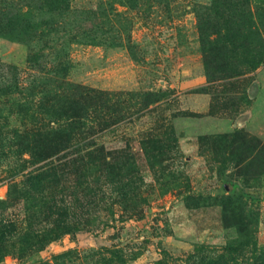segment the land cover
Wrapping results in <instances>:
<instances>
[{"label":"rangeland","instance_id":"374dc122","mask_svg":"<svg viewBox=\"0 0 264 264\" xmlns=\"http://www.w3.org/2000/svg\"><path fill=\"white\" fill-rule=\"evenodd\" d=\"M214 1L72 0V27L98 44L44 48L45 41L0 36V109L13 127L50 124L41 99L69 95L65 81L106 91L93 135L117 162L137 168L132 180L118 168L65 178L55 189L86 209L88 228L37 253L18 235L0 264H21L14 253L27 255V264H118L107 248L127 264H264V0H251L253 22L243 17L239 33L227 30L236 21L229 10L198 16ZM234 1L223 0L225 9ZM5 7L16 12L19 4L0 0ZM32 53L40 59L31 62ZM153 135L163 154L145 143ZM5 166L0 160L1 201L11 183ZM25 214L23 202H11L1 217L24 232Z\"/></svg>","mask_w":264,"mask_h":264},{"label":"trees","instance_id":"16d2710c","mask_svg":"<svg viewBox=\"0 0 264 264\" xmlns=\"http://www.w3.org/2000/svg\"><path fill=\"white\" fill-rule=\"evenodd\" d=\"M17 1L19 7L16 12H11L6 7L0 9V36L29 43L45 41L44 48L56 41L99 43L97 37L84 27H72L70 22L72 15L78 13L72 7V0ZM136 2L137 0H123L124 4L131 7ZM234 2H237L238 6L225 9L226 4L223 0H215L210 7H206L207 12L199 13L198 16L204 17L206 14L222 16L229 10L236 21L232 24L228 21L227 30L233 28L239 33L242 30L240 20L243 17L253 22L249 14L251 0H235ZM212 32L221 34V31H216L215 28ZM129 48H133L132 44H129ZM63 49L62 53L66 49V54L60 57V62L67 73L69 53L67 46L64 45ZM40 57V54L32 53L29 60L34 62ZM63 84L71 91L69 95L59 90L51 97L52 91H49L41 99V114L44 118L50 119V124L38 123V119H33V122L24 123L22 127H13L8 121V116H5L6 113L0 109V160L6 165L5 178L11 182L9 198L6 201L0 200V261L11 254L9 248L14 246V238L18 239V235L24 236L21 244H24L25 250L37 253L44 250L50 243L68 234L76 233L78 230H84L88 224L90 225L91 219L86 209L81 210L66 204V198L63 197L64 189H55L60 187L65 178L75 174L79 176L83 173L94 174L102 169L107 175H112L118 168L123 173L122 179L131 177L132 180V174L137 169L128 162H117L116 156L100 146L96 136L93 135L98 127L94 121L98 115V102L103 97L108 98L110 93L75 85L69 81ZM11 93L12 91L8 92V94ZM8 94L2 93V96ZM152 95L155 96L154 93H149L147 97ZM19 112L22 111L19 110ZM156 137L149 136L145 143L153 144V146L159 144V139ZM155 147L159 148L156 150L163 154L161 146ZM26 154L28 158L24 157ZM89 194L90 192L86 191L84 198ZM74 195H78L77 190ZM11 202H23L26 206L23 223L27 226L24 227V232L16 229L17 221L1 217V212L5 211ZM131 212L132 216L139 217L144 210L136 207ZM7 222L15 228L9 229L5 225ZM106 251L112 253L117 259L116 262L119 261L118 264H127V260L120 256L118 250L107 248ZM14 255L21 264H27V255L24 253L20 255L14 253Z\"/></svg>","mask_w":264,"mask_h":264}]
</instances>
